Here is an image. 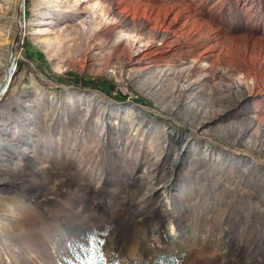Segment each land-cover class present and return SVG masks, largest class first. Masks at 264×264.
Segmentation results:
<instances>
[{"label":"rangeland","instance_id":"rangeland-1","mask_svg":"<svg viewBox=\"0 0 264 264\" xmlns=\"http://www.w3.org/2000/svg\"><path fill=\"white\" fill-rule=\"evenodd\" d=\"M18 5L0 264H264V0Z\"/></svg>","mask_w":264,"mask_h":264},{"label":"water","instance_id":"water-1","mask_svg":"<svg viewBox=\"0 0 264 264\" xmlns=\"http://www.w3.org/2000/svg\"><path fill=\"white\" fill-rule=\"evenodd\" d=\"M24 3H25V0H19V5H18V10H17V15H16V20L18 22V26H21L20 20L22 19V9L24 7ZM19 35H20V31L17 34V38ZM15 44H16V41H15ZM15 60H16V53H15V50L13 48L11 55H10L8 65H7V68L5 70V74H4L3 79L1 81L0 90H1V87L4 85L5 81L7 80L12 68L15 69ZM0 95H1V92H0Z\"/></svg>","mask_w":264,"mask_h":264},{"label":"trees","instance_id":"trees-1","mask_svg":"<svg viewBox=\"0 0 264 264\" xmlns=\"http://www.w3.org/2000/svg\"><path fill=\"white\" fill-rule=\"evenodd\" d=\"M166 261V259H160L158 261L156 260L153 264H167L165 263ZM92 264H104L103 259L100 256H96V258L92 260Z\"/></svg>","mask_w":264,"mask_h":264},{"label":"bare ground","instance_id":"bare-ground-1","mask_svg":"<svg viewBox=\"0 0 264 264\" xmlns=\"http://www.w3.org/2000/svg\"><path fill=\"white\" fill-rule=\"evenodd\" d=\"M23 16H24V8L22 9V18H23ZM22 27H23V25H22ZM16 61V60H15ZM10 75L11 74H9V76H8V78L7 79H9L10 78ZM258 85V84H257ZM263 85V84H262ZM258 89V88H257ZM7 90V86L4 88V92ZM261 91V90H260Z\"/></svg>","mask_w":264,"mask_h":264}]
</instances>
